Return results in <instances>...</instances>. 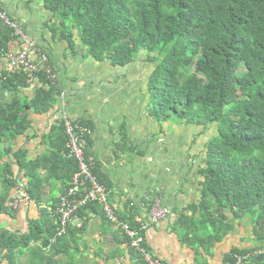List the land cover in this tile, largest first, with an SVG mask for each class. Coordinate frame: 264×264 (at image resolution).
Segmentation results:
<instances>
[{
  "label": "trees",
  "instance_id": "obj_1",
  "mask_svg": "<svg viewBox=\"0 0 264 264\" xmlns=\"http://www.w3.org/2000/svg\"><path fill=\"white\" fill-rule=\"evenodd\" d=\"M42 1L51 17L59 21L56 28L71 49L73 30H78L84 58L125 65L142 50L147 53L148 60L155 62L149 89L156 118L174 116L186 123L217 124L218 135L207 143L206 164L199 170L203 177L201 198L193 206L199 210L182 216L180 222L187 235L204 241L221 238L232 228V220L248 218L256 245L232 249L224 264H233L235 252L256 249L262 251L243 264H264V0ZM1 49L0 41V54ZM36 77L41 84L30 99L15 96L0 101V212H13L10 194L20 186L5 156L13 155L25 170L29 184L22 186V191L35 201L40 200L38 171L47 162L67 165L61 194L72 185V175L78 169L77 162L67 156L62 122L57 127L60 142H55L50 155L27 161L22 151L12 152L10 143L28 127L29 112H46L61 93L56 80L47 79L42 72ZM0 81L2 87L16 93L28 87L21 70L4 71ZM92 172L104 185L95 168ZM87 189L84 183L78 195ZM59 196L55 225L30 221L23 233L0 230L1 260L23 264L18 258L26 251V264H62L53 259L60 253L57 249L46 252L52 239L60 245L67 232L56 234ZM87 210L103 214L102 203L88 201L79 215ZM136 214L132 206L128 213L117 216L136 226Z\"/></svg>",
  "mask_w": 264,
  "mask_h": 264
},
{
  "label": "crops",
  "instance_id": "obj_2",
  "mask_svg": "<svg viewBox=\"0 0 264 264\" xmlns=\"http://www.w3.org/2000/svg\"><path fill=\"white\" fill-rule=\"evenodd\" d=\"M0 8L46 52L58 74L56 81L61 91L46 112H29L28 127L10 143L12 152L22 151L27 161L50 155L55 142H60L57 127L64 110L69 118L87 126L85 152L93 157L95 171L104 180L108 201L117 215L128 213L133 206L137 213L134 219L140 218L147 224L145 244L151 254L167 264H224L225 255L232 249L256 245L252 225L245 217L232 220V228L218 240L196 241L184 230L180 218L199 210V206L193 207L201 198L203 177L199 170L206 164L207 143L218 135L217 124L155 117L149 89L155 62L148 60L144 50L125 65L84 58L78 30H73L71 49L56 28L59 21L51 17L42 0H0ZM0 41L1 75L11 71L5 54L16 53L23 43L2 24ZM40 84L35 77L28 87L16 93L2 87L0 81V101L8 102L15 96L30 99ZM50 134L53 136L49 137ZM4 160L11 163L20 186L10 194L13 212H0V230L23 233L30 221L55 225V205L65 188L61 177L67 173V165H52L50 161L38 171L40 200L35 201L20 196V192L25 193L22 186L29 184L25 170L11 154ZM154 198L167 207L168 213L149 223L148 201ZM16 200L19 202L14 207ZM83 214L81 225L74 219L60 245L52 239L46 248L47 253L55 249L60 252L53 257L55 261L144 264L119 226L105 220L99 212L87 210ZM28 255L26 251L21 253L18 262L26 264ZM0 261L7 264L5 259Z\"/></svg>",
  "mask_w": 264,
  "mask_h": 264
},
{
  "label": "built area",
  "instance_id": "obj_3",
  "mask_svg": "<svg viewBox=\"0 0 264 264\" xmlns=\"http://www.w3.org/2000/svg\"><path fill=\"white\" fill-rule=\"evenodd\" d=\"M0 21L11 28L13 34L16 37H20L23 43L16 53L7 52L5 54L9 60L11 70L23 71L28 84L32 82L39 72L44 73L47 79L55 81L58 74L46 52L38 47L35 41L27 35L24 28L1 8ZM59 121L62 122L67 136L65 143L67 156L77 162L78 169L72 175V185H70L66 193L59 196L56 211L60 226L56 234H64L74 219L79 220L77 225L80 226L81 216L79 215V209L88 201L97 200L102 203L103 216L109 222L119 226L121 232L128 238V245L141 256L144 264H167L164 260L151 254L147 249L144 235L147 224L140 218L137 219L138 225L136 226H132L126 221H121L114 208L110 205L104 185L98 181L92 172L95 164L94 159L85 152L87 126L69 118L64 110L60 114ZM84 183L88 184V189L84 194L78 195L81 185ZM20 196L22 199H28L26 193L20 192ZM18 202L16 200L14 207H17ZM167 213V207L162 206L158 198H154L149 207V223L159 221ZM261 251L256 249L252 252H235L233 254V264H243L250 255Z\"/></svg>",
  "mask_w": 264,
  "mask_h": 264
},
{
  "label": "rangeland",
  "instance_id": "obj_4",
  "mask_svg": "<svg viewBox=\"0 0 264 264\" xmlns=\"http://www.w3.org/2000/svg\"><path fill=\"white\" fill-rule=\"evenodd\" d=\"M242 66L240 67V69H239V71H241L242 70ZM152 111V110H151ZM174 116H172V119H176V118H173ZM178 121H180L179 119H178ZM182 121V120H181ZM168 122V121H167ZM175 122H177V121H174L173 123H175ZM152 128H153V126H152ZM206 159V158H205Z\"/></svg>",
  "mask_w": 264,
  "mask_h": 264
}]
</instances>
